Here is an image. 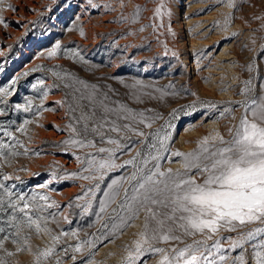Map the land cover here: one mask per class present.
I'll return each mask as SVG.
<instances>
[{
    "label": "rangeland",
    "instance_id": "obj_1",
    "mask_svg": "<svg viewBox=\"0 0 264 264\" xmlns=\"http://www.w3.org/2000/svg\"><path fill=\"white\" fill-rule=\"evenodd\" d=\"M78 2L81 3L79 8L68 11L62 6V0H40L33 7H28L25 0H5L0 11L9 25L5 28L0 24V51L3 52L0 66L4 69L0 72V87L8 86L12 79L19 78L9 89L11 95L0 96V108L5 110V115L0 116V124L10 127L14 136L23 142L24 148H17L18 151L28 150L27 155L10 157L7 162L0 159L4 165L0 168V176L9 174L13 177L0 182L15 184L14 192L46 194L49 202L56 201L60 207L49 211L63 210V216H67L71 223L63 216H57V222H50L49 227L55 234H59L61 229L79 230V239L64 238L71 245L95 239L101 236L102 231H108L102 229V225L108 223L111 226L109 216L116 204L108 208L107 214H100V219L96 215L99 201L104 199L105 185L112 178L127 176L132 171L125 168L109 173L94 197L89 194L84 199L74 200L96 183L70 175L84 168L76 156L83 160L85 153H95L96 149L61 144L76 135L67 127L70 123L79 129L73 116L78 117L80 111L73 114L69 105L76 106L77 101L73 98L76 88L85 94L87 90L77 81L99 86L100 91L107 92L112 100L125 104L134 112H143L149 118L162 117L155 119L151 129L144 124L137 125L146 133L171 122L169 146L172 152L183 153L196 150L198 141L205 136L221 133L225 140L231 139L228 129L239 123L244 109L228 102L250 99L260 94L261 86H264V20L253 19L254 16H264V0H236V8L221 0H182L183 32L173 25V0H93L96 7L89 6L87 0ZM7 4H12L16 11L8 9ZM19 4L24 5L22 12L18 11ZM157 8L161 10L159 16ZM180 35L186 37L187 51L180 43ZM57 43L61 46L57 55L49 57L48 52ZM249 65L255 67L250 71ZM39 81H43V85H39ZM246 81H251L249 96L241 94ZM33 84H37V88L34 89ZM158 90L169 94L162 97V91ZM44 92L48 93L46 98H42ZM26 98L32 100L29 112L16 107L24 104ZM40 105L52 108L55 111L51 112L56 115L51 112L49 115V111L39 108ZM192 105L194 107H190ZM233 107H236L233 113L221 116L225 108ZM173 109L178 110L174 118L170 115ZM24 120L31 121L24 125L26 133L16 131L15 126L22 125ZM48 122L56 125L52 132L47 131ZM4 139L8 140L7 137ZM141 147L138 145L117 162L132 158ZM37 151L41 153L39 156L34 154ZM59 152H67L68 160L56 158L54 154ZM162 167L183 171V161L172 156L171 162H162ZM53 172L56 173L55 178L51 176ZM17 176L19 180L15 179ZM49 179L52 183L47 188L37 187ZM70 203L73 207H64ZM87 203L92 205L88 212L75 206ZM4 216L7 220L8 213ZM145 216L146 213L141 211L134 224L112 242L97 241L96 248L84 245L82 253L76 254L77 264L91 252H95L91 264H124L127 248L134 247V241L143 231ZM261 226L251 224L239 231L247 232ZM25 235H30L31 250L5 257L8 264H33L38 250L52 243L51 235H37L27 226L21 231V237ZM221 235L236 237L238 233L222 232ZM212 242L208 241L209 244ZM63 243L64 240L58 245V250ZM254 243L257 241L245 244L247 264H255L251 246ZM222 244L228 249L227 242L222 241ZM156 246L168 248L171 245ZM5 247L15 252L17 245L9 239L5 241ZM239 251H232L231 257L235 258ZM142 259H147L148 264H157L159 256ZM65 264H73V261L65 258ZM226 264H233L232 259H228Z\"/></svg>",
    "mask_w": 264,
    "mask_h": 264
},
{
    "label": "snow or ice",
    "instance_id": "obj_2",
    "mask_svg": "<svg viewBox=\"0 0 264 264\" xmlns=\"http://www.w3.org/2000/svg\"><path fill=\"white\" fill-rule=\"evenodd\" d=\"M221 2L230 7H237L236 0ZM4 3L5 0H0V11ZM87 3L96 7L93 0H87ZM62 6L70 11L79 8L80 3L78 0H62ZM7 8L16 11L12 4H7ZM156 14H161L160 8L156 9ZM253 19L264 20V16H254ZM0 24L5 28L9 26L2 15ZM83 34L81 32V35ZM60 47L57 43L48 52V56L55 57ZM0 55H3L2 51ZM254 67L249 65V70ZM3 71L0 66V72ZM18 79L14 78L8 86L0 87V96L11 95L9 89ZM38 83L43 85V81ZM77 83L87 90L85 94V91L76 88L73 93V98L77 101L76 106L69 105L73 114L77 110L80 111L78 117L73 116L79 129L70 123L67 127L76 135L70 136L69 140L62 141L61 144L96 149L95 153H85L83 160L76 156L77 161L84 164V168L79 173L70 174L84 180H94L96 183L86 188L74 200L84 199L89 194L94 197L109 173L125 168L132 169L127 176L112 178L105 185L102 193L104 199L99 201L97 219L101 218L100 214H107L112 204H116L109 216L111 226L108 223L103 224L102 229L108 231H102L101 236L95 239L80 241L76 245L68 244L64 238L71 236L79 239V230L61 229L59 234L53 233L49 223L57 222V216H63V210L49 211L60 207L56 201L49 202L50 198L46 194L14 192L15 184L6 185L0 182V252L3 253L0 255V264H8L5 257L31 250L30 235L21 237L24 226L34 230L37 235L47 233L52 238L48 247L38 250L33 264H49L50 261L54 264H65V258L77 264L76 254L82 253L84 245L96 248L97 241L112 242L134 224L141 211L146 213L143 231L134 241V247L127 248L128 254L124 264H148L147 259L142 258L157 255V264H226L230 258L233 264H247L245 244L251 241H257L251 245L255 264H264V239H257L264 237V86H261L260 94L251 96L250 99L228 102L244 109L239 123L228 129L231 139L225 140L221 133L205 136L198 141L196 150L183 153L172 152L169 146L172 140L171 122L146 133L137 125L144 124L146 128L151 129L155 119L162 117H146L143 112H134L125 104L112 100L109 94L100 91L97 85H89L86 81ZM245 84L241 94L249 96L252 89L248 85L251 81H246ZM37 86L32 85L34 89ZM158 91H162V97L169 94L168 91ZM47 95V92L42 93V98ZM212 106L215 107L214 104ZM16 107L29 112L32 110V100L26 98L24 104H17ZM236 107L225 108L221 116L233 113ZM39 108L43 111L53 110L43 108V105ZM177 111L173 109L170 115L174 118ZM3 115L5 110L0 108V116ZM29 123L31 121L24 120L22 125L15 126L16 131L26 133L24 125ZM138 145L142 147L135 156L123 160L122 163L117 162L123 156L129 155ZM17 148H24L23 142L14 136L10 127L0 124V159L7 162L10 157L28 154L26 148L23 152ZM34 154L39 156L41 153L37 151ZM172 156L182 159L183 171L162 167V162H171ZM3 166L0 163V168ZM51 176L55 178L56 173L53 172ZM11 179L13 177L9 174L0 176V181ZM15 179L19 180L20 177ZM50 183L52 179L37 187L47 188ZM125 184L128 186L125 187ZM75 206L82 207L83 212H88L92 207L91 203ZM64 207H73V203ZM6 212L7 220L4 216ZM63 219L71 223L67 216H63ZM251 224L262 226L247 232L239 231ZM222 232H237L238 235L222 236ZM9 239L17 245L15 252L5 247V241ZM188 239L191 240L190 243L186 242ZM62 240L64 243L58 250ZM208 241L213 242L209 244ZM222 241L228 243V249L224 248ZM158 244L171 246L158 247ZM180 244L183 247H179ZM237 249L240 250L238 255L232 258L231 252ZM94 257L95 252H91L87 258L80 260L79 264H91Z\"/></svg>",
    "mask_w": 264,
    "mask_h": 264
},
{
    "label": "bare ground",
    "instance_id": "obj_3",
    "mask_svg": "<svg viewBox=\"0 0 264 264\" xmlns=\"http://www.w3.org/2000/svg\"><path fill=\"white\" fill-rule=\"evenodd\" d=\"M25 1H27V5H28V7H33V5H36L40 0H25ZM182 0H173V2H172V6H171V9H172V11L174 12V14H175V18H174V23H173V25H177L179 28L178 29H180L181 30V32H183L184 31V27H183V21L185 20V19H182L183 17H185L183 14H181V4H182V2H181ZM26 3V2H25ZM81 4V3H80ZM20 5V9L18 10L19 12H22L23 10H24V5H22V4H19ZM83 6V5H82ZM30 11V10H29ZM78 11H80V9L78 10ZM87 23V22H86ZM177 28V27H176ZM178 31V30H177ZM180 37H181V35H180ZM182 39H181V45L185 48V50L187 49L186 47H187V41H186V37L184 38V37H181ZM188 40H189V38H188ZM179 43V44H180ZM184 48H182L183 50H184ZM179 49H181V48H179ZM187 51V50H186ZM187 54L185 53V56H186ZM187 57V56H186ZM189 60V59H188ZM186 61V60H185ZM187 62V61H186ZM50 105H52V104H50ZM54 105V104H53ZM54 107V106H53ZM50 109V108H49ZM52 109V108H51ZM53 111H55V110H53ZM50 112L51 111H49V115H50ZM51 113H53L54 115H56L54 112H51ZM57 113H59V112H57ZM60 114V113H59ZM59 114H58V117H59ZM48 115V116H49ZM55 117V116H54ZM54 117H52V119L54 118ZM57 117V118H58ZM59 120V119H58ZM56 122H57V120H55ZM53 122H54V120H53ZM61 122V121H60ZM60 122H58V123H60ZM58 123H56V124H58ZM48 124H49V127H48V129L49 130H47V131H51V130H55L53 127L54 126H56L54 123L52 124V123H49L48 122ZM61 127V126H60ZM59 127V128H60ZM46 130V129H45ZM44 130V131H45ZM59 130V129H58ZM52 132V131H51ZM50 133V132H49ZM63 133V132H62ZM62 133H60V134H62ZM61 136V135H60ZM75 155V154H74ZM54 156L56 157V158H59V159H61V160H68V156H67V152H59V153H55L54 154ZM58 159V160H59ZM71 162H72V160H71ZM69 163V162H68ZM69 166H70V164H69ZM67 167V166H66ZM74 187V186H73ZM65 188H67V187H65ZM70 188V187H69ZM75 188V187H74ZM63 189V188H62ZM61 189V190H62ZM66 190V189H65ZM71 190V189H70ZM69 190V191H70ZM64 191V190H63ZM62 191V192H63ZM61 192V193H62ZM66 192V191H65ZM58 194V192L55 194V195H57ZM63 195V194H62ZM59 197H60V194L58 195ZM58 197V198H59ZM61 198V197H60Z\"/></svg>",
    "mask_w": 264,
    "mask_h": 264
}]
</instances>
